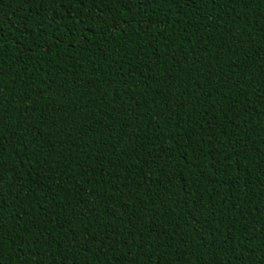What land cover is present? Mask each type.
I'll return each mask as SVG.
<instances>
[{"label": "trees", "instance_id": "trees-1", "mask_svg": "<svg viewBox=\"0 0 264 264\" xmlns=\"http://www.w3.org/2000/svg\"><path fill=\"white\" fill-rule=\"evenodd\" d=\"M0 264H264V0H0Z\"/></svg>", "mask_w": 264, "mask_h": 264}]
</instances>
